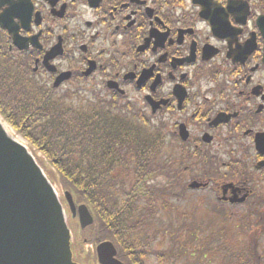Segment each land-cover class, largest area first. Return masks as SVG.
Here are the masks:
<instances>
[{"label": "flooded vegetation", "instance_id": "obj_1", "mask_svg": "<svg viewBox=\"0 0 264 264\" xmlns=\"http://www.w3.org/2000/svg\"><path fill=\"white\" fill-rule=\"evenodd\" d=\"M0 18L14 31L0 27V44L49 84L93 68L101 88L144 94L185 184L264 219V0H0Z\"/></svg>", "mask_w": 264, "mask_h": 264}, {"label": "trees", "instance_id": "obj_2", "mask_svg": "<svg viewBox=\"0 0 264 264\" xmlns=\"http://www.w3.org/2000/svg\"><path fill=\"white\" fill-rule=\"evenodd\" d=\"M15 57L0 44V115L45 156L56 171L49 178L89 207L95 219L88 228L91 242H114L126 264L160 258L150 248L155 237L145 231L168 209L162 200L181 180V167L172 169L164 152L165 126L157 129L116 92L93 89L85 98L83 91L59 93L63 87L39 81ZM257 257L250 248L237 255V264H258Z\"/></svg>", "mask_w": 264, "mask_h": 264}, {"label": "water", "instance_id": "obj_3", "mask_svg": "<svg viewBox=\"0 0 264 264\" xmlns=\"http://www.w3.org/2000/svg\"><path fill=\"white\" fill-rule=\"evenodd\" d=\"M0 26L14 32L4 18H0ZM15 44L20 50L27 49L21 39ZM70 76V73L60 75L55 87ZM108 86L118 89L112 82ZM147 101L155 112L157 105L149 97ZM187 139V135L183 137ZM65 198L72 217L79 216L82 229L93 224V216L85 205L77 207L69 192ZM68 221L66 207L55 185L28 147L8 132L0 118V264H81ZM117 255L112 242H103L97 247L100 264H124Z\"/></svg>", "mask_w": 264, "mask_h": 264}, {"label": "rangeland", "instance_id": "obj_4", "mask_svg": "<svg viewBox=\"0 0 264 264\" xmlns=\"http://www.w3.org/2000/svg\"><path fill=\"white\" fill-rule=\"evenodd\" d=\"M39 76L41 77L38 78L40 79L39 81L45 82L42 73ZM97 79L100 81L99 78ZM205 83L207 82L202 81V84ZM94 85L95 82L84 83L83 85L59 90V93H65L68 89L73 93L83 91L84 98L91 97L93 96V89L100 90L98 87L95 88ZM126 91L128 98L122 104L132 102L138 109L144 110L149 117V114H151L150 110L148 108L145 110L144 104L141 101L144 94L140 95L131 88ZM75 104L79 103L75 101ZM163 121L167 124L165 119ZM7 126L30 150L32 149V152L34 151L31 145L23 140L9 124ZM163 136L168 144L164 148V151L168 154L172 148L168 136V124ZM35 154L50 175L56 174V171L50 166L41 152L36 151ZM178 171H180V168ZM198 173L199 170L193 174L197 175ZM181 174V180L178 182L179 185H177L175 190L170 192V196L162 200L168 204V209H161L157 221L150 224L145 231L146 236H154L158 242L154 243L152 241L150 245L151 249L155 251H173V258L166 260L164 264H237V255L245 253L249 244L254 246L258 244L257 248L261 255L259 264H264V219L261 221L256 220V223H253L247 220L244 215L237 214L239 210L226 212L225 208L223 209L217 204L213 194L206 193L207 196L205 197L202 195V192H195L194 194L190 191L186 192L187 188L183 186H186L185 183L191 179L192 175L188 176V173L184 174V172H181ZM157 182L158 184H165L163 180H158ZM55 187H57L56 189L61 199L65 201L64 194L70 191L59 184H56ZM73 198L78 206L84 204L77 202L74 195ZM201 198L206 200L201 203ZM64 204L69 216V226L73 232L76 256L84 264H99L96 254L97 244L91 242L88 235L89 230L81 229L79 219H73L66 201ZM215 212L219 214L217 215ZM189 237H192L189 239L191 244L185 246V248H180ZM196 237H199L197 242L195 241ZM155 244L163 246V248L156 247ZM179 253L181 255H178ZM186 255L190 257L187 258ZM127 256L126 259H128ZM147 264L159 263L153 259Z\"/></svg>", "mask_w": 264, "mask_h": 264}, {"label": "bare ground", "instance_id": "obj_5", "mask_svg": "<svg viewBox=\"0 0 264 264\" xmlns=\"http://www.w3.org/2000/svg\"><path fill=\"white\" fill-rule=\"evenodd\" d=\"M5 124V123H4ZM5 126H6V128H7V130H8V132L12 135V136H14L16 139H18L20 142H21V139L20 138H17L15 135H14V133L12 132V130L11 129H9L8 128V126L5 124Z\"/></svg>", "mask_w": 264, "mask_h": 264}]
</instances>
